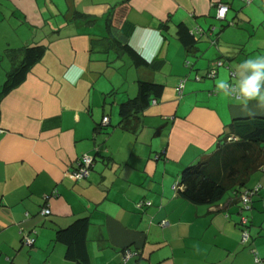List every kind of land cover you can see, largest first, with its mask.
<instances>
[{
  "label": "crops",
  "instance_id": "0c3cea01",
  "mask_svg": "<svg viewBox=\"0 0 264 264\" xmlns=\"http://www.w3.org/2000/svg\"><path fill=\"white\" fill-rule=\"evenodd\" d=\"M180 24L202 35L184 44ZM32 45L42 56L0 96V264H76L56 233L79 218L89 264H264V168L242 188L259 185L245 244L234 191L198 205L173 188L233 120L264 118V104L217 87H237L250 75L240 65L264 56V0H0V93ZM139 80L163 91L122 117ZM85 154L90 174L76 179Z\"/></svg>",
  "mask_w": 264,
  "mask_h": 264
},
{
  "label": "trees",
  "instance_id": "16d2710c",
  "mask_svg": "<svg viewBox=\"0 0 264 264\" xmlns=\"http://www.w3.org/2000/svg\"><path fill=\"white\" fill-rule=\"evenodd\" d=\"M178 34L184 44H190L194 40V36L182 24L178 26ZM124 49L134 64H147L127 44L124 45ZM43 52L42 45L27 46L24 49L21 64L7 75L0 96L24 80L30 67L40 59ZM162 91L161 84L139 80L138 95L120 105V115L126 117L147 107L150 100H155ZM262 168H264V118L236 119L230 123L229 132L216 143L210 154L183 168L176 190L190 203L214 204L228 191L232 190L236 194L241 192L250 176ZM88 224L87 218H79L56 233L57 240L65 245L66 257L76 264H89L85 248Z\"/></svg>",
  "mask_w": 264,
  "mask_h": 264
},
{
  "label": "built area",
  "instance_id": "2783aa9c",
  "mask_svg": "<svg viewBox=\"0 0 264 264\" xmlns=\"http://www.w3.org/2000/svg\"><path fill=\"white\" fill-rule=\"evenodd\" d=\"M228 11V5L226 4H219L217 7L216 17L219 19H224L226 12ZM202 29L201 28H195L194 31H191V34L196 38L200 35H202ZM222 65V62L219 60L216 62V66ZM232 74V72H231ZM216 75V69L212 68L209 69V71L206 73L207 78H213ZM196 80H199L200 77H196ZM225 90L230 93V95L236 99H242L239 95H237L238 89L230 85L229 83L225 84ZM184 86V79L180 80L176 86V90L178 95H181L182 89ZM102 122L105 124L108 122V117H103ZM94 157L91 155H83L80 157L77 162L74 165V169L72 171L73 177L76 179L80 178H87L90 174L92 165H93ZM173 188H177V183L173 185ZM259 185L254 186L252 188L243 189L241 192L237 194L238 201H239V226H240V243L245 244L250 240V233H249V217L245 212L249 211L251 209L252 200L253 197L258 193ZM46 198V197H45ZM149 204V202H147ZM41 215L48 216L50 214V210L47 207H44L40 211ZM166 221L162 222V225H165ZM23 243L26 245L31 246L34 242V236L30 233L25 235L23 238ZM253 251V250H252ZM131 256V253L128 252L125 254V258H129ZM255 263H260L261 259L255 255L254 256Z\"/></svg>",
  "mask_w": 264,
  "mask_h": 264
},
{
  "label": "clouds",
  "instance_id": "9594fccd",
  "mask_svg": "<svg viewBox=\"0 0 264 264\" xmlns=\"http://www.w3.org/2000/svg\"><path fill=\"white\" fill-rule=\"evenodd\" d=\"M240 69L241 75L244 70L250 72V75L235 82L238 88L237 95L243 98L242 106L246 108L248 103L253 100L264 104V56L245 60L240 65ZM224 81L221 79L217 82L219 89L225 88Z\"/></svg>",
  "mask_w": 264,
  "mask_h": 264
},
{
  "label": "rangeland",
  "instance_id": "374dc122",
  "mask_svg": "<svg viewBox=\"0 0 264 264\" xmlns=\"http://www.w3.org/2000/svg\"><path fill=\"white\" fill-rule=\"evenodd\" d=\"M231 85V84H230Z\"/></svg>",
  "mask_w": 264,
  "mask_h": 264
}]
</instances>
